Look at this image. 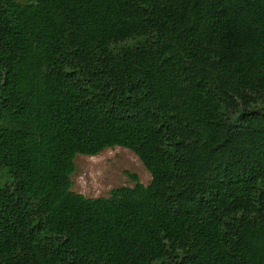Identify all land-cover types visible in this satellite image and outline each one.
Masks as SVG:
<instances>
[{"label":"trees","instance_id":"16d2710c","mask_svg":"<svg viewBox=\"0 0 264 264\" xmlns=\"http://www.w3.org/2000/svg\"><path fill=\"white\" fill-rule=\"evenodd\" d=\"M0 264H264V0H0Z\"/></svg>","mask_w":264,"mask_h":264},{"label":"rangeland","instance_id":"374dc122","mask_svg":"<svg viewBox=\"0 0 264 264\" xmlns=\"http://www.w3.org/2000/svg\"><path fill=\"white\" fill-rule=\"evenodd\" d=\"M74 171L70 176L71 190L85 198L107 197L117 187H132L134 176L146 185L150 175L137 153L128 148L105 149L91 157L77 155Z\"/></svg>","mask_w":264,"mask_h":264}]
</instances>
